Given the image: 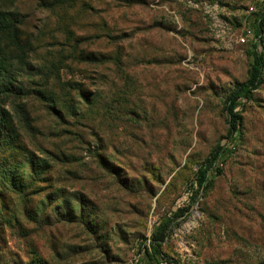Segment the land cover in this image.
Segmentation results:
<instances>
[{
  "label": "rangeland",
  "instance_id": "374dc122",
  "mask_svg": "<svg viewBox=\"0 0 264 264\" xmlns=\"http://www.w3.org/2000/svg\"><path fill=\"white\" fill-rule=\"evenodd\" d=\"M263 2L0 0L1 158L43 214L0 222V264H145L162 220L149 264H264V64L230 139L225 112Z\"/></svg>",
  "mask_w": 264,
  "mask_h": 264
},
{
  "label": "trees",
  "instance_id": "16d2710c",
  "mask_svg": "<svg viewBox=\"0 0 264 264\" xmlns=\"http://www.w3.org/2000/svg\"><path fill=\"white\" fill-rule=\"evenodd\" d=\"M258 9L263 12L264 4ZM263 18L264 13H261L257 20L259 28L261 27ZM14 23L19 24L21 23V20L12 14H0V34L7 32ZM250 57L252 58V63L247 73L246 80L243 83L237 84L226 97L225 112L228 118L229 127L227 130V136L229 139L232 138L234 134L239 133L241 118L236 111L239 101L249 97V95L257 90L261 84V73L264 64L262 55L252 52L250 53ZM1 87L3 90L7 89L5 83H3ZM11 122L10 114L0 107V185L4 188H8L7 192H10L8 198L2 196V192H0V222L4 224L7 223V221H10V224L13 223L15 225L21 223L19 229H22V225L25 231L27 229L25 223H34L39 216H37L38 212L34 214L30 210V198L28 197V194L23 193L22 190L25 182L23 180L18 181L15 178L16 176H13L11 168L6 164V160H3V157L1 158L2 148L5 149V153L12 149L13 143L7 142L8 140H11V138H15V130L14 128H11ZM222 152L221 147H216L205 160L203 167L199 170L196 176V185L198 189L205 188L204 183H206L208 167L210 164H213V162L218 160V157ZM21 214H23V216ZM39 219L40 221L43 220V214H41ZM167 221L168 220H162L152 234L151 241L144 254V257L148 259L145 264H149L150 261L154 263L158 261L160 256V243H162L165 238V231L163 230L167 226Z\"/></svg>",
  "mask_w": 264,
  "mask_h": 264
}]
</instances>
